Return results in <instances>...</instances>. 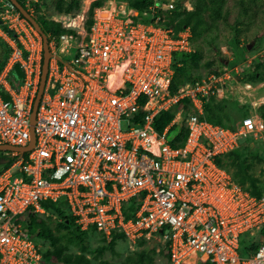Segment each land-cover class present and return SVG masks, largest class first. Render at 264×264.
<instances>
[{
	"label": "built area",
	"instance_id": "2783aa9c",
	"mask_svg": "<svg viewBox=\"0 0 264 264\" xmlns=\"http://www.w3.org/2000/svg\"><path fill=\"white\" fill-rule=\"evenodd\" d=\"M160 8L174 5L153 0L142 12L146 22L125 0L96 8L89 25L85 10L54 17L70 32L46 34L47 72L32 124L42 36L0 0L1 22L11 31L0 26L9 49L0 69V144L30 145L9 151L11 163L0 167V264H43L23 217L43 216L44 202L59 200L82 231L166 249L162 264H264V191L252 194L215 162L240 140L263 134L264 118L250 113L232 129L203 117L208 97L226 96L228 71L170 91L174 58L193 48L189 27L174 33L158 23ZM16 64L23 78L13 86L8 75ZM181 99L190 108L188 134L173 147L166 131L181 110L162 132L153 123ZM242 238L254 248L246 255Z\"/></svg>",
	"mask_w": 264,
	"mask_h": 264
},
{
	"label": "trees",
	"instance_id": "16d2710c",
	"mask_svg": "<svg viewBox=\"0 0 264 264\" xmlns=\"http://www.w3.org/2000/svg\"><path fill=\"white\" fill-rule=\"evenodd\" d=\"M25 7L24 0H19ZM66 1L67 5L64 8V12L74 16L80 13L82 9V2L84 0H59ZM128 4L139 12L136 19L148 21L150 15H142V12L147 9L149 5L153 3V0H125ZM227 0H191V9H186L185 6L174 3L173 9L160 8L156 11L155 15L159 16L158 23L164 27L171 28L174 33L180 31L184 27H189L191 32L190 43L193 51L189 53H183L174 58V75L170 85V91L174 92L177 87L184 82L192 81L201 78L199 75L189 77L185 72L189 68L197 69L199 67V60L202 58L201 43L207 35L214 32L217 28V22L224 17V6ZM103 0H92L87 10L86 24L89 25L92 22V16L94 10L102 6ZM154 15V16H155ZM141 17V18H140ZM143 17V18H142ZM45 34H59L62 32H70L67 29L61 27L60 23L45 18H39L37 21ZM0 26L7 32L11 33L5 25L2 24L0 19ZM9 49L7 45L0 38V69L2 68L5 59L7 58ZM189 62V65H188ZM179 63V65H177ZM210 61H206L205 65L209 66ZM210 72L218 73L220 70H210ZM209 73V72H208ZM23 78V72L19 65H14L9 71L8 79L13 86H16L21 82ZM258 71L255 74H251L244 82H250L257 80ZM4 96V95H3ZM243 106L237 102L230 101L227 98L215 99L214 96L208 97L203 103V117L214 123L225 127L235 128L243 117L249 114L247 111H242ZM181 110L180 118L169 123L175 116V113ZM257 114L264 118V104H260L257 109ZM190 112L187 99L179 100L172 109L168 111L159 112L154 120V128L158 132H162L166 126L169 125L166 131L167 139L173 147H180L185 142L188 134V129L185 124L187 113ZM236 113V117L233 120L236 122L234 125H229L228 120L232 118ZM250 143L248 145L238 147V145L228 152L216 156L215 162L224 167L230 172L234 182L240 184L244 188L250 189L252 194L260 195L264 191V181L255 176L251 172L252 162L246 161L245 154L254 155L257 161H261V157L257 155V152L252 149V146L257 142L256 139L250 137ZM12 161V158L4 163L3 166H8ZM46 214L39 216L36 214H26L25 225L31 235H34L38 239L48 241L50 248L45 251H41L43 256V264H92L91 259L88 256L89 243L87 235L91 231H82L74 223L73 217L69 214L67 208L63 204L62 200L55 202H44ZM56 218V223L52 227L49 223L51 217ZM125 217H129V214L125 212ZM264 233V228H263ZM57 232V233H56ZM101 236V235H100ZM103 241H106L103 245L96 247L97 254H101L104 250H109L112 254L118 255L115 250V246L119 240H123L121 234H112L111 238L107 241L101 236ZM144 245L143 241L138 243V246ZM75 247L76 250H71V247ZM253 244L249 243L248 239L242 238L240 241L239 253L245 254L246 252L253 250ZM154 248L149 246H142L141 249L134 251L131 254H127L122 259V264H153ZM164 258H168V252L166 249H161L159 252ZM99 264H113L108 260H99ZM200 264H212L210 262Z\"/></svg>",
	"mask_w": 264,
	"mask_h": 264
},
{
	"label": "rangeland",
	"instance_id": "374dc122",
	"mask_svg": "<svg viewBox=\"0 0 264 264\" xmlns=\"http://www.w3.org/2000/svg\"><path fill=\"white\" fill-rule=\"evenodd\" d=\"M91 1L82 2L80 12L85 10L86 17ZM107 1L103 0L102 6H105ZM160 1H172L173 4H181L186 9L192 8L191 0ZM26 3L28 8L32 10V16L37 21L41 17L52 20L54 17L70 16V14L64 12V8L67 5L66 1L27 0ZM216 26V30L207 35L201 43L202 58L199 60V67L197 69L189 68L185 74L193 78V76L197 75L200 77L204 76L213 69L220 70V72L228 71L230 79L224 98L242 105V111L245 110L249 114H257L258 101L264 100V0H227L224 6V17L217 22ZM249 44L251 46L248 48ZM206 61H210L209 66L205 65ZM256 70L259 78L249 82L251 87H243L242 81H245L251 74H255ZM215 99L219 100L220 98L215 97ZM236 113H232L235 115L228 120L229 125L236 123L233 120L236 117ZM249 138L242 139L238 147L248 145L250 143ZM254 139L257 142L252 146V149L255 150L253 152H257V155L262 158L261 161H257L254 155L248 153L244 155V158L246 161L252 162V174L264 181V132ZM8 152L0 151V167L11 159L7 154ZM222 168L225 169L224 167ZM226 172L231 176L229 171L226 170ZM23 221L25 223L26 216L23 217ZM49 223L54 227L56 218L54 216L51 217ZM32 236L41 251L50 248L48 241L38 239L34 235ZM86 238L89 243L88 256L92 264H99L100 259L108 260L113 264H122V259L125 255L141 249L142 246H150V244H144L130 247L126 242L119 240L115 246L118 255L112 254L109 250H104L99 255L96 247L105 244L106 241H103L101 236L94 231L88 233ZM71 250H76V248L73 246ZM243 255H246V253ZM153 260V264L165 262L164 256L156 251L153 254Z\"/></svg>",
	"mask_w": 264,
	"mask_h": 264
},
{
	"label": "water",
	"instance_id": "95a60500",
	"mask_svg": "<svg viewBox=\"0 0 264 264\" xmlns=\"http://www.w3.org/2000/svg\"><path fill=\"white\" fill-rule=\"evenodd\" d=\"M10 1L16 6V8L22 13V15L25 16L31 22V24L36 28V30L41 34L42 40H43V56H42L40 83L38 86L36 97L33 102L32 112H31V123L33 124L36 106H37L40 94L42 92V89H43L46 72H47V64H48V58H49V51L47 48V39H46V34L42 31L37 20L21 5V3L18 0H10ZM250 46L251 44L248 45V48ZM33 140H34V136L32 135V142ZM29 148H30V145L26 147H14V146H10L7 144H0V151H25ZM149 248H153L152 245L149 246Z\"/></svg>",
	"mask_w": 264,
	"mask_h": 264
},
{
	"label": "flooded vegetation",
	"instance_id": "af4514ba",
	"mask_svg": "<svg viewBox=\"0 0 264 264\" xmlns=\"http://www.w3.org/2000/svg\"><path fill=\"white\" fill-rule=\"evenodd\" d=\"M8 2H10L15 8L16 6L10 1V0H7ZM19 1V0H18ZM20 2V1H19ZM21 3V2H20ZM24 4H25V0H24ZM22 5V4H21ZM23 6V5H22ZM24 7V6H23ZM27 11H28V8L25 6L24 7ZM17 9V8H16ZM18 10V9H17ZM19 11V10H18ZM20 12V11H19ZM21 13V12H20ZM22 14V13H21ZM32 15V14H31Z\"/></svg>",
	"mask_w": 264,
	"mask_h": 264
},
{
	"label": "crops",
	"instance_id": "0c3cea01",
	"mask_svg": "<svg viewBox=\"0 0 264 264\" xmlns=\"http://www.w3.org/2000/svg\"><path fill=\"white\" fill-rule=\"evenodd\" d=\"M4 96H5V94L4 93H2Z\"/></svg>",
	"mask_w": 264,
	"mask_h": 264
}]
</instances>
